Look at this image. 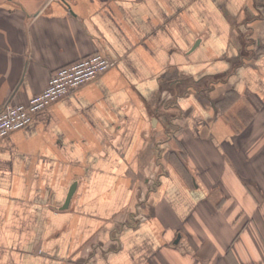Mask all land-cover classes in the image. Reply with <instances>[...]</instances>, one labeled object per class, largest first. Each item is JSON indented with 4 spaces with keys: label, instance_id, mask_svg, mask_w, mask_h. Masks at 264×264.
Wrapping results in <instances>:
<instances>
[{
    "label": "crops",
    "instance_id": "0c3cea01",
    "mask_svg": "<svg viewBox=\"0 0 264 264\" xmlns=\"http://www.w3.org/2000/svg\"><path fill=\"white\" fill-rule=\"evenodd\" d=\"M93 52L0 138V264H264V0H0V109Z\"/></svg>",
    "mask_w": 264,
    "mask_h": 264
},
{
    "label": "built area",
    "instance_id": "2783aa9c",
    "mask_svg": "<svg viewBox=\"0 0 264 264\" xmlns=\"http://www.w3.org/2000/svg\"><path fill=\"white\" fill-rule=\"evenodd\" d=\"M110 65L109 59L93 52L70 64L57 68L50 76L46 87L26 101L10 98L0 109V138L26 125L32 115L56 101L64 94L92 80Z\"/></svg>",
    "mask_w": 264,
    "mask_h": 264
},
{
    "label": "water",
    "instance_id": "95a60500",
    "mask_svg": "<svg viewBox=\"0 0 264 264\" xmlns=\"http://www.w3.org/2000/svg\"><path fill=\"white\" fill-rule=\"evenodd\" d=\"M72 188H73V187H71L70 190H69V193H68V195H67L66 201L69 199V196H70V194H71V192H72Z\"/></svg>",
    "mask_w": 264,
    "mask_h": 264
},
{
    "label": "rangeland",
    "instance_id": "374dc122",
    "mask_svg": "<svg viewBox=\"0 0 264 264\" xmlns=\"http://www.w3.org/2000/svg\"><path fill=\"white\" fill-rule=\"evenodd\" d=\"M263 232H264V230H263Z\"/></svg>",
    "mask_w": 264,
    "mask_h": 264
}]
</instances>
